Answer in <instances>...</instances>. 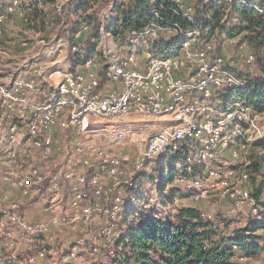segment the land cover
<instances>
[{
    "label": "built area",
    "instance_id": "2783aa9c",
    "mask_svg": "<svg viewBox=\"0 0 264 264\" xmlns=\"http://www.w3.org/2000/svg\"><path fill=\"white\" fill-rule=\"evenodd\" d=\"M173 3L193 22L189 3ZM52 4L0 0V152L4 165L15 173L10 184L22 196L34 192L45 203L44 218L29 221L17 202H0V257L39 264L57 248L53 244L64 226L80 233L74 245L64 247V257L80 256L87 242L95 254L112 256L120 236V212L147 196L145 187L127 194L135 187L128 169L141 172L162 156L155 181L172 167L180 168L165 186L166 193L172 187L198 199L217 192L234 208L244 206L249 218L264 221V186L259 199L253 195L264 178V123L244 101L221 94L244 87V80L231 71L234 62L217 54L198 29L149 22L130 31L123 53L88 58L72 69L69 52L76 47L70 48L52 23L53 8L62 15L59 10L66 5L58 10ZM33 8L44 17L37 19L43 23L38 29L28 27ZM145 13L158 17L155 8ZM9 22L18 28L17 52L7 49ZM227 45L247 69L253 67L254 56L244 45L233 39ZM61 63L67 66L57 67ZM54 128L63 135L60 160L53 158ZM20 130L24 141L7 144ZM103 138L115 141L118 149L89 145ZM259 142L256 175L250 170L251 147ZM176 154L178 159L169 165L166 159ZM75 160L80 169L70 164ZM7 175L0 178L9 180ZM58 201L65 202L67 213H58ZM154 216H162L160 210ZM95 217L100 222L92 230Z\"/></svg>",
    "mask_w": 264,
    "mask_h": 264
},
{
    "label": "trees",
    "instance_id": "16d2710c",
    "mask_svg": "<svg viewBox=\"0 0 264 264\" xmlns=\"http://www.w3.org/2000/svg\"><path fill=\"white\" fill-rule=\"evenodd\" d=\"M26 1L35 3L36 0ZM110 1L70 0L62 8V15L53 8L52 23L59 26L58 36L67 38L70 48L76 47L75 51L70 49L69 52L72 69L88 58H104L99 45L102 32L121 48H127L130 31L149 22L198 29L202 37L213 42L215 52L222 44L227 45V40L233 39L235 44L244 45L253 54V72L231 68L235 76L244 80V87L223 89L221 94L227 100L235 98L244 101L256 114L264 113V0H191L193 22L176 11L173 0H156L153 4L147 0H128L116 7L117 17L109 20L102 11ZM153 8L157 10L158 17L145 13ZM41 16L37 8L30 10L28 27H43L42 21L37 23ZM62 17L66 20L63 24ZM82 31L83 36L77 39V33ZM262 144L259 142L251 147L253 160L250 170L256 175H260L256 148ZM177 159V154L172 155L166 162L172 165ZM163 160V156L156 159L155 167L158 168ZM174 172L172 167L168 175L159 181L158 198L162 207L173 202L176 196H185L172 187L165 192V186L172 181ZM146 175L144 170L134 174L135 187L128 189L127 194L142 188ZM262 186L264 178L253 193L256 199L261 196ZM148 200L147 196L138 198L136 205L132 203L120 212V236L115 241L114 254L107 257L111 264H238L237 253L253 257L264 251V236L256 233L264 231V221L248 218L242 226L227 231L229 224L226 219H207L201 209L189 205L175 207L173 213L155 217L159 208L144 207Z\"/></svg>",
    "mask_w": 264,
    "mask_h": 264
},
{
    "label": "rangeland",
    "instance_id": "374dc122",
    "mask_svg": "<svg viewBox=\"0 0 264 264\" xmlns=\"http://www.w3.org/2000/svg\"><path fill=\"white\" fill-rule=\"evenodd\" d=\"M60 2H65L66 0H58V3ZM118 3L120 2L117 0ZM128 1V0H127ZM185 2H189L190 5H192L191 0H184ZM106 7L103 8L105 11ZM111 16V15H110ZM103 36L100 41V51L104 55H114L117 54L118 52H124L123 48L119 46L118 43H116L108 34L102 32ZM84 34V31H82L77 39H80ZM163 35L168 36L167 33H163ZM128 48V47H127ZM232 46H227V45H221L219 51H216L217 54L222 55L225 57V59L229 61H233L237 67L236 69H247L245 64L243 63L242 58H237L235 56V53L233 52ZM103 49L105 52H103ZM126 50V49H125ZM238 60V61H237ZM254 67H251L253 69ZM261 122H264V113L259 115ZM89 145H93V147H102L104 149H111L112 151L118 149V144L115 141H111L109 139L103 138L100 140L99 143H90ZM155 161L149 163L146 168L144 169V172L147 174L146 175V181L145 184L142 187L146 188V195H147V204H149V207H158L160 210V214L162 216L166 215L168 212L172 213V206H183V205H189V206H194L198 207L201 209L204 213L211 215L216 221L226 219V221L229 224V227L227 231H229L232 228L242 226L247 220H248V212L247 209L244 206H240L239 208H234L232 205V202L230 199L227 198V196H221L220 193L214 192V193H208L207 196L203 198H198L195 199L191 194H189V191L185 193V196L182 197H175L174 201L171 202L170 204L164 206L165 210H163L162 207V202L158 198L159 196V182L155 181V178L158 175V168L155 167ZM201 168V167H200ZM199 168V169H200ZM175 169H180L179 167H175ZM197 167H195L196 172H201ZM202 169V168H201ZM154 173V174H153ZM128 174L130 176H134V174L130 169H128ZM153 175V176H152ZM192 189V188H191ZM191 189H189L191 191ZM124 201L126 200V196L123 199ZM137 203V202H136ZM136 203H133L136 205ZM142 203H145L142 202ZM139 205V204H138ZM100 219L99 217H95V220H92V226H97V220ZM99 224V222H98ZM221 227H224V225L220 222L219 223ZM59 230V229H58ZM93 230V229H92ZM59 232V231H58ZM63 232V230H62ZM94 232V231H93ZM257 234H260L264 236V231L258 230L256 232ZM59 238V237H58ZM55 244H57V248H51L50 254L47 255L44 259L39 260V264H111L110 260H108L107 257L104 255H97L95 252L91 251V246L92 244L87 242L84 243V248H86L85 252H80V256H77L76 258H69V257H64L65 256V250L64 247L71 244L74 245L73 242H69L67 240H63L59 238L58 242L55 241L53 246L55 247ZM79 247L77 246L76 248L79 250ZM21 249L19 248L18 250V255L21 256L22 253L20 251ZM20 251V252H19ZM20 253V254H19ZM96 255V256H95ZM104 257V258H103ZM9 260L7 259V256H2L0 257V264H20L19 261L13 260L14 262H8ZM236 261L238 264H264V251L260 252L258 255L253 256V257H243L239 253L236 254ZM21 264H26L24 260H21Z\"/></svg>",
    "mask_w": 264,
    "mask_h": 264
},
{
    "label": "crops",
    "instance_id": "0c3cea01",
    "mask_svg": "<svg viewBox=\"0 0 264 264\" xmlns=\"http://www.w3.org/2000/svg\"><path fill=\"white\" fill-rule=\"evenodd\" d=\"M46 1V0H45ZM70 0H66L65 2H60L58 3V0H50L51 3H53L55 5V7L59 10V8L61 9L62 6L67 5L69 3ZM120 2L118 3L117 0H111L109 5L106 7L105 11L106 12V16L107 18L110 19H114L117 17V13L115 11L116 7L120 6L121 4H125L128 1L127 0H119ZM52 4V5H53ZM60 13H62V10H59ZM111 15V16H110ZM9 26L7 27V31H6V35H5V39H8V42L6 43L8 45V50L12 51V52H17L18 51V47H16V39L17 36H19L18 34V28L16 27V25H12L9 22ZM105 33V32H104ZM103 34V33H102ZM103 36V35H102ZM229 46V45H227ZM103 52H105V50L103 49ZM105 56V55H104ZM107 56V55H106ZM238 61V60H237ZM234 67H237L235 63H233ZM66 67L67 64L61 63V65H57V67ZM247 71H254L253 69H248ZM264 123V122H263ZM5 132V131H4ZM6 133V132H5ZM5 136H8L5 134ZM53 136H54V152H53V158L60 160L63 154V145L61 143V139H62V133H60V131H58L57 128L53 129ZM24 141V137L21 134V130L20 133L16 135L15 139L13 140V142L11 143V141H6L7 144H21V142ZM3 157H2V152H0V177L6 173H8V177L9 180H3L2 178H0V202L1 203H8V202H17L20 206V212L24 215V217L29 220V221H38L40 219H43L45 216L44 211V200H42L40 198L39 195H37L34 192H31L29 194V196H22L21 194V190L19 189L18 186H13L12 184H10V180L14 179L15 173L11 170H9L3 162ZM72 166L78 167L80 169V162L78 160H75L73 162L70 163ZM70 164L68 163L67 166H70ZM8 171V172H7ZM64 196L67 197V193L64 191ZM57 211L59 214L63 215L64 213H67V210L69 209L68 206H66L65 202H60L58 201L57 203ZM95 220V218H94ZM97 223L100 222V219H96ZM91 227V225H90ZM96 227V226H94ZM92 226V229L94 228ZM63 230V232H62ZM59 234L61 235L60 238L63 239L64 241L67 240L69 242H73L74 238L79 236L80 233L79 231L72 229V228H68V227H60L58 230ZM71 245V244H70ZM68 245V246H70ZM7 259L9 260L8 262H14L12 258H10L9 255H7Z\"/></svg>",
    "mask_w": 264,
    "mask_h": 264
}]
</instances>
